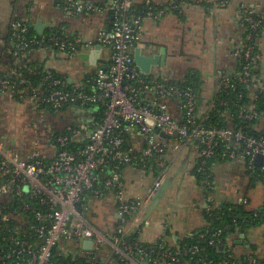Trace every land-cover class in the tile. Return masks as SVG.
I'll list each match as a JSON object with an SVG mask.
<instances>
[{
  "label": "built area",
  "instance_id": "built-area-1",
  "mask_svg": "<svg viewBox=\"0 0 264 264\" xmlns=\"http://www.w3.org/2000/svg\"><path fill=\"white\" fill-rule=\"evenodd\" d=\"M60 1L69 15L109 13L113 20L108 30L98 32L85 43L59 34L44 39L31 37L28 20L12 25L11 54L17 68L0 76V96L9 94L18 104L29 106L36 118L28 115L30 128L20 152L9 144L0 113V264H82L71 253L74 246L77 257L87 259L89 264H104L99 256L105 248H110L121 264H183L186 258L198 259L200 264H239L234 253L221 246L222 230L209 241L210 246L220 245L225 250L226 258L219 260L211 258L199 245L168 246L166 227L158 241L162 243L159 252L142 247L139 240L133 244L129 238L140 235L141 230L135 226L138 219L169 179L170 152L193 148L202 166L211 159L242 156L249 170L260 169L264 180V131H256L264 113L261 115L253 102L242 104L244 89L250 94L260 90L264 95V82L257 70L264 14L256 6H240L237 18L241 37L234 49L238 68L222 76L218 96L206 112L200 109L195 87L149 78L134 60V49L146 20H160L170 11L182 13L195 0H169L166 6L147 0L139 14L134 0H110L105 6ZM47 43L71 54L79 48H108L109 65L100 68L85 84L69 83L47 71L41 85L34 87L28 74L37 75L40 67L30 65L29 53ZM230 90H240L241 103L222 101L223 108L229 111L218 115L232 122H254L253 133L231 122L228 126L213 122L210 110L215 109L219 95ZM254 99L256 102L259 98ZM171 102H176L179 118L171 113ZM91 106L103 109L102 122L72 124L62 132L50 122L66 108L72 114L74 109L83 113ZM37 136L43 141L33 139ZM127 138L133 140L129 149ZM259 156L262 162L257 166ZM127 168L137 171L143 179L152 178L144 202L125 198ZM203 183L213 188L209 178ZM111 194L116 196L120 223L111 225L106 232L98 231L88 219L87 201L102 200ZM149 224L144 220L140 228ZM88 240L94 242L92 250L82 247ZM61 256L64 258L59 261ZM249 264L257 261L250 257Z\"/></svg>",
  "mask_w": 264,
  "mask_h": 264
},
{
  "label": "crops",
  "instance_id": "crops-1",
  "mask_svg": "<svg viewBox=\"0 0 264 264\" xmlns=\"http://www.w3.org/2000/svg\"><path fill=\"white\" fill-rule=\"evenodd\" d=\"M146 1L134 0V5L136 8L140 7ZM150 1L157 6H166L169 0ZM222 1L195 0L184 7L182 13L170 11L160 20H146L143 23L141 40L135 47L147 53L153 51L155 54L164 48L166 65L155 67L153 75L147 76L152 79H164L179 86L194 81L199 95L200 109L206 112L218 96L222 76L230 75L238 68L234 49L241 37L240 22L237 18L240 6L244 4L256 6L264 14V0H230L227 4ZM79 2L105 6L110 0H79ZM18 20H28L37 38L44 39L52 34H59L66 35L71 40L80 39L85 43L93 40L98 32L108 30L113 16L109 13L69 15L63 10L60 0H0V76L12 73L17 68L11 54L13 46L11 30L13 23ZM38 22L44 25L42 34L35 28ZM258 42L257 70L264 82V32ZM95 49L96 47L89 50L79 48L71 54L56 46L51 47L47 43L33 48L29 57L32 65L59 75L69 83L85 84L100 68L109 65L110 50L100 48L96 64L86 66L83 72L74 71L69 67L76 63L78 56H90ZM169 104L171 113L179 118L181 114L176 108V102ZM22 107L23 105L18 104L9 94H2L0 113L5 120L4 124L7 125L6 120L9 121L13 117L25 121ZM77 111L74 109L71 114V111L67 110L60 116L51 118L50 122L56 130L63 131L74 124L75 114H81ZM256 131H264V114L256 125ZM25 134L27 138V128ZM23 140L19 138L18 143L11 140L9 144L16 149H22ZM168 162L171 185L149 218L146 219L147 212L152 205L138 219L135 226L141 230L139 238L146 227L140 228L142 222L149 221L150 224L160 226L162 234L163 227L168 228L165 233V243L175 248L183 239L199 234L208 227L209 223L205 216L207 211L219 208L223 204L237 206L244 202L249 212L264 208V184L261 189L256 185L249 174L247 161L242 156L226 161L220 160L213 164L211 189L205 186L197 175L198 158L193 148L187 147L181 153L170 152ZM125 171L127 180L125 198L144 202L147 189L153 182L152 178L143 179L132 168H127ZM105 199L109 204V212L102 222V229L103 224H107L102 231L106 232L111 225L119 224L120 220L117 214L116 196L111 194ZM94 216L100 218L97 213ZM161 237L162 235L157 237L158 241ZM226 241L227 249L233 252L237 259L251 255L264 259V226H235L227 234ZM105 249V252L99 256L104 264H121L110 248ZM77 252V247H72L73 256H77Z\"/></svg>",
  "mask_w": 264,
  "mask_h": 264
},
{
  "label": "trees",
  "instance_id": "trees-1",
  "mask_svg": "<svg viewBox=\"0 0 264 264\" xmlns=\"http://www.w3.org/2000/svg\"><path fill=\"white\" fill-rule=\"evenodd\" d=\"M144 8H145V5L137 7L136 8L137 14L144 11ZM30 26H31V24H30ZM29 36L36 37L35 31L32 28V26L30 28ZM30 65L32 66V64H30ZM39 72H40V74H39ZM46 72L47 71H45L43 68H40L37 72L38 73L37 75H31V74L27 73L29 76V79H31V81L33 82L34 87H39L41 85V83L43 82L44 74H46ZM15 79L16 78H14L13 81H15ZM183 86H193L197 89L196 83H194V81L188 82L187 84H185ZM239 89H241V87ZM242 89H243V87H242ZM239 92H240V90H237V91H231L230 90V91L226 92L225 94L221 93L218 97V102L215 106V109L213 111L210 110V116L212 117V120L214 123H222L224 126H228L231 122V123H234L236 126L244 127L247 131L253 133L254 130L251 127L253 126L254 122L246 123V122L240 121L238 119H236L235 122H232L229 120L227 121L224 117L218 115V113H220V112L225 113L226 111H229V110H227V108H223V105L221 104L222 101L240 102L238 100ZM244 94H245V98L242 101V104H244V102L255 103L258 107V112L262 115L264 113V95H262V93H260V90L253 91L250 94L248 92V90L244 89ZM256 97H258L259 99H257L256 102H254V100H255L254 98H256ZM66 109H68V108H66ZM231 109L236 110L234 108H231ZM65 110H64V112H65ZM233 110H231L232 113L234 112ZM84 112H85V114H84ZM84 112L81 114H75L74 126H77V125L82 124V123H89L90 121L91 122H102L104 119L103 109L100 106L88 107L84 110ZM93 129L94 128L92 127L91 130H93ZM58 132H62V131H58ZM132 141H133L132 139L127 138L126 145H127L128 149L131 148V146L133 145ZM217 161H220V160L219 159H211L208 161V163L206 165H203V166H202L201 162L198 161V163L196 165V171H197V175L199 176V178L202 182L206 178H209L212 181V179H213L212 167H213V164L216 163ZM221 161H226V160H221ZM200 168H202V171L200 170ZM249 174L255 183L264 184L263 175H262V172L260 171L259 168H255L253 171L249 170ZM205 216H206V219L209 223L208 227L203 232H201L199 234H194V235L189 236L188 238L183 239L179 245L188 244L189 246L199 245L200 247H204L206 249V252H208L210 254L211 258H214L216 260L226 258L224 251L227 248V241H226L227 234L232 230L233 227L241 226V225H243L245 227L264 226V208L259 209V210L254 211V212H249L246 209V206L244 204L237 205V206L236 205L231 206V205L223 204L219 208H215V209H212L210 211H207L205 213ZM219 230L223 231V234L220 237L222 239V245L221 246H224L225 250H221L220 245L217 247H212L209 245V241L213 238V235ZM138 240H139V234L133 235L129 238V241L133 244L138 243ZM161 245H162L161 242H159L158 244H155V245L141 244L142 247H146L147 249H149V251L153 250L155 252H159L161 250L160 249ZM75 257H76L75 261L77 263L89 264V261L87 259L80 258L77 256H75ZM250 257H253L257 261V264H264V259H260L254 255L244 257L242 259H237V260H238L239 264H249V258ZM63 258H64V256L58 257V260L62 261ZM185 260L186 261H184V263L187 262L190 264H200L197 261L198 259L191 261V260H189V258H186Z\"/></svg>",
  "mask_w": 264,
  "mask_h": 264
},
{
  "label": "water",
  "instance_id": "water-1",
  "mask_svg": "<svg viewBox=\"0 0 264 264\" xmlns=\"http://www.w3.org/2000/svg\"><path fill=\"white\" fill-rule=\"evenodd\" d=\"M35 28L40 34H42L44 25L41 22H38ZM99 55H100V47H96L95 51L92 52L90 56L87 55L78 56V60L76 61V63L71 64L69 68L77 72H83L86 66H93L96 64ZM134 60H135V64L138 66L139 70L142 73H144L145 75H153L154 72L153 69L155 67H163L166 65V51L163 48L160 49V51L155 54L153 51H148L147 53L142 49L137 48L135 49L134 52ZM21 111L25 115H30L32 117L35 115V112H32L29 106L27 105L23 106ZM161 136L165 138H170V136H166L164 134H162ZM261 162H262V157L259 156L256 160L257 166H260ZM170 185H171V180L168 179L165 182L162 190L156 195L155 199L153 200L151 204L152 205L151 209L147 212L146 219L149 218L152 211L156 209V207L160 204L161 199L169 189ZM77 208L81 210L80 205H77ZM161 235H162V229L160 226L149 224L142 231V235L139 238V242L141 244L158 243L157 237ZM82 247L86 250H92L94 247V242L92 240L85 241L82 244Z\"/></svg>",
  "mask_w": 264,
  "mask_h": 264
},
{
  "label": "rangeland",
  "instance_id": "rangeland-1",
  "mask_svg": "<svg viewBox=\"0 0 264 264\" xmlns=\"http://www.w3.org/2000/svg\"><path fill=\"white\" fill-rule=\"evenodd\" d=\"M23 116L26 119L25 123L27 124V128H30L31 119L28 117V115L27 116L23 115ZM35 118H36V114L33 116V119H35ZM21 120H23V119L21 118ZM6 123H8L6 125L7 128H8V125H9V127H11V125L13 124V120L12 119H10L9 121L6 120ZM31 127H32V129H35V127H33V126H31ZM29 134H31L30 130H29ZM23 139L24 138H22V140ZM26 139L27 138H25L22 142H24ZM33 139L43 141L41 136L33 137ZM19 149H20V152H22V149L21 148H19ZM215 184H216V182H215ZM256 185H258V187L261 189V187H262L261 183H256ZM86 207L88 208V212H87L88 219L95 225V227L98 231L104 230V228L106 227L107 224L106 223L103 224V229H102V222L105 221L104 218H105L106 214H108V212H109V204L107 202V199L104 198V199L99 200V201L89 199L87 201ZM95 213L98 214V216L100 217L99 219L95 218V216H94Z\"/></svg>",
  "mask_w": 264,
  "mask_h": 264
},
{
  "label": "flooded vegetation",
  "instance_id": "flooded-vegetation-1",
  "mask_svg": "<svg viewBox=\"0 0 264 264\" xmlns=\"http://www.w3.org/2000/svg\"><path fill=\"white\" fill-rule=\"evenodd\" d=\"M13 120V124L11 125L10 128L5 129V136L7 137V139L11 142L15 141V143H18V139L19 138H25V128H27V124L25 123V121H20L18 118H12ZM6 133H8L6 135Z\"/></svg>",
  "mask_w": 264,
  "mask_h": 264
}]
</instances>
